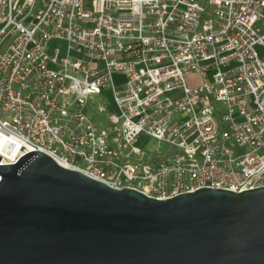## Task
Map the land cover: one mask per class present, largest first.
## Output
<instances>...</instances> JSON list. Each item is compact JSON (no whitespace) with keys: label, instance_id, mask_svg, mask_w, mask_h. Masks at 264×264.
<instances>
[{"label":"built area","instance_id":"built-area-1","mask_svg":"<svg viewBox=\"0 0 264 264\" xmlns=\"http://www.w3.org/2000/svg\"><path fill=\"white\" fill-rule=\"evenodd\" d=\"M256 47L264 0H0V165L39 151L158 201L264 187Z\"/></svg>","mask_w":264,"mask_h":264},{"label":"water","instance_id":"water-1","mask_svg":"<svg viewBox=\"0 0 264 264\" xmlns=\"http://www.w3.org/2000/svg\"><path fill=\"white\" fill-rule=\"evenodd\" d=\"M0 264H264V187L158 201L30 152L0 165Z\"/></svg>","mask_w":264,"mask_h":264},{"label":"rangeland","instance_id":"rangeland-1","mask_svg":"<svg viewBox=\"0 0 264 264\" xmlns=\"http://www.w3.org/2000/svg\"><path fill=\"white\" fill-rule=\"evenodd\" d=\"M62 47V44L59 43L58 41H51L49 43V48L52 49V48H61ZM256 52H257V55L259 57V59H261V61L264 63V49L263 48H260V47H256ZM114 80V83L116 86H119V85H122L123 83V77H120V76H114L113 78ZM197 80L194 81V83H196ZM103 99H104V103L107 104V103H110L112 101V97H111V93L108 92V93H103ZM138 145L140 147H144V150L150 152H158V154H161V155H164V154H167V153H170L172 152V150L164 145V144H158L152 140H147L146 137L142 136L138 139Z\"/></svg>","mask_w":264,"mask_h":264}]
</instances>
